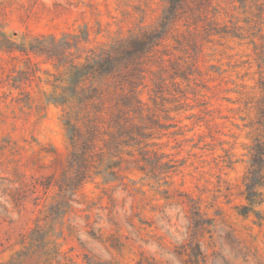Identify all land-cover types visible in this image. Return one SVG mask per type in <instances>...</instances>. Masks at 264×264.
<instances>
[{
  "label": "rangeland",
  "instance_id": "rangeland-1",
  "mask_svg": "<svg viewBox=\"0 0 264 264\" xmlns=\"http://www.w3.org/2000/svg\"><path fill=\"white\" fill-rule=\"evenodd\" d=\"M6 1L7 7L0 5V32L18 41L25 33L61 36L88 28L95 46L141 22L157 25L158 34L167 26L158 20L163 0ZM211 7L220 33L209 35L200 27L190 34L178 21L176 35L160 47L172 54L164 62L154 59L139 86L154 118L146 122L149 148L169 157L153 156L162 162L154 174L123 171L125 184L108 173L85 183L76 196L80 203L65 216V225L74 228H65L66 241L59 239L64 257L52 264H261L252 254L247 262L236 255L215 231L212 237L206 232L212 246L204 261L187 242L185 194L200 199L209 216L221 213L264 264V224L237 208L247 203L240 192L250 148L264 139V0H211ZM29 57L0 49V264L24 248L23 236L36 228L38 217L55 234L57 217L39 209L58 196L57 186L33 192L32 183L60 178L67 165L68 133L61 107L52 101L58 71L44 56ZM23 70L31 79L14 88L10 78ZM249 178L253 181V173ZM260 187L264 196V181ZM255 210H264V203ZM189 254L192 262H183Z\"/></svg>",
  "mask_w": 264,
  "mask_h": 264
},
{
  "label": "trees",
  "instance_id": "trees-1",
  "mask_svg": "<svg viewBox=\"0 0 264 264\" xmlns=\"http://www.w3.org/2000/svg\"><path fill=\"white\" fill-rule=\"evenodd\" d=\"M163 1L167 3L158 20L167 22V26L164 24L165 30L161 34H158L160 29H157V25L143 26L141 22L126 33L119 32L105 42L91 46L88 28L79 32L65 31L61 36L55 33H25L19 41L0 32L2 51L8 54L18 52L28 58L30 54L44 56L58 71L53 73L54 81L51 85L55 93L52 101L61 107L69 139L67 165L63 167L60 178L51 175L45 180L35 179L32 183L33 192L40 188L47 192L51 186H57L58 196L45 202L39 209L47 212V216L57 217L55 234L41 226L38 217L36 228L23 236L24 248L5 264L61 262L64 256L59 239L66 241L65 228L69 231L74 228L69 223L65 225V216L73 210L74 202L80 203L76 196L85 183L99 174L108 173L113 179H119L125 184L123 171L133 167L154 174L156 167L162 165V162H156L153 156L169 157L164 152L159 153L149 148L152 134L146 122H152L154 118L151 106L143 99V90L139 86L144 81L145 72L153 70L154 59L164 62V55L172 54L164 52L160 47L166 46L168 37L176 35L173 27L178 21L185 22L190 34L200 31V27L209 35L212 32L220 33V30L215 28L214 21L209 16V13L216 15V8L211 7V0ZM8 2L10 1L1 0L0 5L6 6ZM162 25L158 27H163ZM179 71L182 72L181 69ZM30 75L24 70L20 71L10 78L12 86L22 89L26 80L31 79ZM180 75L176 73V77ZM182 77L189 80V74ZM153 91L156 93L158 88H153ZM253 145L256 149L250 148V171L248 169L243 177L245 188L240 192L247 203L239 204L237 208L242 215L254 213L257 223L263 225L264 210L257 212L255 207L264 203L263 192L260 190L264 181V139L257 138ZM172 161L171 158L168 160L169 163ZM174 165L176 164H172V167ZM252 173L253 181L249 178ZM185 196L187 200L182 203L189 207L186 215L187 242L204 261L209 259L207 250L212 246L205 241L206 232L212 237L215 231L219 232L220 238L231 244L232 250L243 260L247 262L252 254L254 259L263 263L259 251L239 239L231 225L219 218L221 213L215 212L214 216H209L202 209L200 199ZM218 224L220 227H217ZM87 225L91 226L89 220ZM99 234L98 238L101 231ZM217 254L216 250L212 252L213 261ZM192 260L190 254L188 258L182 259L183 262Z\"/></svg>",
  "mask_w": 264,
  "mask_h": 264
}]
</instances>
